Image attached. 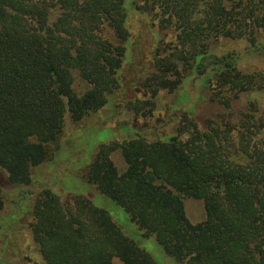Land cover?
Instances as JSON below:
<instances>
[{
	"label": "trees",
	"instance_id": "obj_1",
	"mask_svg": "<svg viewBox=\"0 0 264 264\" xmlns=\"http://www.w3.org/2000/svg\"><path fill=\"white\" fill-rule=\"evenodd\" d=\"M127 1L0 0V168L17 189L14 211L2 217L0 240L5 237L14 252L22 227L30 230L45 264H113L115 259L157 264L107 210L83 197L70 206L44 179L38 182V170L61 165L63 138L110 130L114 140L121 134L130 138L98 148L80 178L126 212L143 239H155L179 264H264V130L259 122L264 88L252 84L264 70L241 75L236 55L194 47L199 31L210 41L242 39L264 57V0H168L164 6V14L177 19L198 52L192 74L211 86V71L231 88L227 98L216 100L223 116L212 119L207 130L190 123L186 112L170 135L159 128L111 130L90 124L68 132L67 116L75 123L89 118L106 123L114 115L130 37ZM198 15L203 16L199 27H190L189 20ZM105 25L115 32L112 42L101 36ZM185 59L180 52L149 61L156 68L151 78L162 81ZM75 74L89 86L81 96L74 91ZM241 96L249 108L235 118L234 103ZM190 101L180 97L193 111ZM189 126L194 131L186 139L183 131ZM115 149L128 165L122 176L110 159ZM62 176L53 175L56 181ZM183 198L204 203L203 223L189 222ZM1 199L0 191V210Z\"/></svg>",
	"mask_w": 264,
	"mask_h": 264
},
{
	"label": "rangeland",
	"instance_id": "obj_2",
	"mask_svg": "<svg viewBox=\"0 0 264 264\" xmlns=\"http://www.w3.org/2000/svg\"><path fill=\"white\" fill-rule=\"evenodd\" d=\"M168 0H131L126 2L127 13V30L130 33L129 42L127 43V54L120 73V95L115 98L112 106L114 115L107 119L106 123L101 120H93L89 118L79 123L68 118V132H76L82 130L90 124L100 128H110L111 130L123 129L131 127L134 130L158 129L165 134H173L175 127L180 123V117L184 113H190L191 121L201 130H207L213 122L212 119L223 116V106L216 100L227 98L231 93V88L226 82H222L219 77H212V72L208 71L207 75L212 78L211 86L207 84L205 77H199L192 74L195 66V55L198 53L192 48L191 41H186L181 25L177 23V19L172 14H164V6ZM170 5V3H169ZM203 16H193L189 20V26L199 27V22ZM251 24V20H248ZM183 33V36H182ZM101 36L108 42H112L115 32L112 28L105 25L102 28ZM195 50L199 52H212L217 56L232 53L238 57L240 74L253 73L264 70V57L252 53L248 48L247 41L242 39L218 38L207 40L197 31ZM210 41V42H209ZM132 48L129 50V47ZM129 50V53H128ZM166 51V52H165ZM183 53L186 56L182 65L177 67L175 72L162 77V81L151 78L156 72V68L149 66L148 62L157 57L164 58L166 55ZM254 82L256 86L264 88V76L255 75ZM249 78V77H248ZM248 78L246 80L248 81ZM206 82L205 84L203 83ZM250 82V81H248ZM89 86L84 83L77 74H75L74 91L78 95H83ZM177 90V91H176ZM211 90V91H210ZM189 97L190 103L194 104L192 109H186L185 103L180 102L181 96ZM213 98L211 101L209 98ZM201 98L202 100H198ZM186 103L187 99L184 100ZM236 112L233 114L238 118L240 112L246 111L249 105L245 96L238 98L234 103ZM177 109H179L177 111ZM192 111V113H191ZM178 113V119L168 125L172 116ZM260 116L262 113H258ZM260 123L264 130L263 116H260ZM233 118V121H235ZM95 119V118H94ZM260 123L252 122V126ZM177 128V127H176ZM194 131V126L184 129L186 139L189 138L190 132ZM117 134V133H116ZM70 133L61 143L63 147L57 156V162L53 166L49 165L37 171L39 184H43L53 189L52 191L59 195L63 201L70 206H74L75 197H83L91 199L93 204L107 210L124 229L125 234L135 240L139 246L144 249L157 264H179L174 258L168 256L164 249L156 242L155 239L145 240L141 237L136 225L131 221L130 216L121 208L117 207L113 201H110L101 194H97L89 184L84 182L80 177L79 171L84 169L93 160L96 151L103 145L112 146L116 141L122 143L127 134L119 136L114 140L115 134L110 130L90 131L85 134L81 132L78 136L73 137ZM117 136V135H116ZM98 152V151H97ZM115 168L120 176L128 171V165L124 160L121 150L115 149L110 156ZM54 174H63L62 181H56ZM80 176H79V175ZM0 191L3 207L0 210V225L2 217L8 212L14 211L12 202L16 198L17 189L8 179V174L0 168ZM186 216L193 225H198L206 220L205 206L202 201L192 198H183ZM26 224V223H25ZM20 236L15 240L17 250L9 249L7 239L3 237L0 240V264H45L38 246L35 242L33 234L30 230L22 227ZM12 241H10L11 243ZM9 249V250H7ZM13 252V254H11ZM13 257V258H12ZM12 258V259H11ZM11 261L12 263H10ZM113 264H123L115 259Z\"/></svg>",
	"mask_w": 264,
	"mask_h": 264
}]
</instances>
